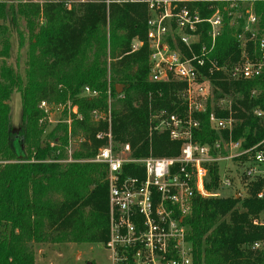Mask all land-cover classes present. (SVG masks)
I'll return each mask as SVG.
<instances>
[{"label":"trees","instance_id":"16d2710c","mask_svg":"<svg viewBox=\"0 0 264 264\" xmlns=\"http://www.w3.org/2000/svg\"><path fill=\"white\" fill-rule=\"evenodd\" d=\"M44 1L43 5L0 3V264H36L38 243L108 241L107 165L58 160L67 158L69 127L72 137L86 140L74 151V159L94 157L107 144V138H97V134L107 132L109 123L95 121L93 111L107 112L110 95L114 143H129L135 158L177 156L181 148V142L172 141L167 132L150 134L154 112L166 109L184 116L187 107L181 95L183 83L149 79L147 5L113 4L108 11L102 4L69 9L63 0ZM211 4L225 5L197 0L193 6L209 17ZM255 11L264 29V1L255 3ZM19 19L25 23L26 36ZM243 22L237 27L226 24L212 53L227 68L207 73L216 103L209 104L205 113L195 114L200 126L194 130V140L201 144L232 139L249 148L264 138V119L255 114L256 109L264 110V72L251 79H234L229 71L242 60L244 51L252 59L259 56L255 42L249 41L244 48L238 38ZM14 27L21 46L26 40L29 44L24 74L5 61ZM137 37L144 44L131 52ZM203 41H208L206 33ZM118 84L124 86L121 93ZM84 86L98 95L83 96ZM14 91L22 97V152L11 120L9 100ZM226 98L232 104L223 109L217 104ZM42 100L70 102L78 109L72 113L71 125L60 122L48 133L53 146L44 140L43 112L38 107ZM213 109L219 117H234L232 131L212 129L209 114ZM67 116L65 109L63 117ZM52 153L57 162L46 161ZM225 165L211 164L210 190L220 185ZM124 176L143 178L144 171L131 163L125 166ZM262 186L261 181L252 182L245 198H239L238 192L230 197H195L192 211L184 219L195 264H264V225L254 223L264 214V200L257 196ZM2 227L8 230L3 232ZM256 243L262 246L255 247Z\"/></svg>","mask_w":264,"mask_h":264},{"label":"built area","instance_id":"2783aa9c","mask_svg":"<svg viewBox=\"0 0 264 264\" xmlns=\"http://www.w3.org/2000/svg\"><path fill=\"white\" fill-rule=\"evenodd\" d=\"M63 1L69 9L80 4H102L108 11L113 4H146L149 79L185 85L181 95L187 107L186 114L181 116L162 109L152 114L150 124V134L167 132L172 141L181 142L177 156L151 154L135 158L129 143L117 151L111 129V109L108 113L93 111L96 121L109 123L107 132L97 134V138H107V144L89 159L90 162L107 165L108 169L109 239L103 243L109 256L108 264H195L194 248L184 224L195 197H230V190L235 189L238 177L242 184L247 183V187L254 181H261L263 186L257 196L264 200V138L249 148H242L240 141L232 139H219L214 145L194 140V130L200 126L195 114L205 113L214 100V86L207 73L227 68L220 66L212 57L226 24L237 27L241 20L244 21L238 38L244 48L249 41L255 42L259 51L256 59L244 51L242 60L230 67L231 76L234 79H251L264 72V29H261L260 17L255 11V3L264 0H205L225 3L223 7L211 4L209 8L213 11L209 17H204L199 8L193 6L197 0ZM4 2L43 1L0 0V3ZM205 33L207 42L203 41ZM143 44V40L135 38L131 52L138 51ZM82 92L90 97L98 95L89 86H84ZM224 101L222 99L217 105L223 109L230 108L232 102L225 106ZM255 114L264 119V110L256 109ZM209 121L218 133L230 132L235 125L234 117H219L214 109L209 114ZM71 137L69 127V139ZM223 162L226 165L220 185L210 190L207 186L211 181L210 166ZM131 163L142 166L143 178L124 176L125 166ZM237 165L240 173H236ZM254 223L264 225V216L255 218ZM261 246L260 243L255 244V247Z\"/></svg>","mask_w":264,"mask_h":264},{"label":"rangeland","instance_id":"374dc122","mask_svg":"<svg viewBox=\"0 0 264 264\" xmlns=\"http://www.w3.org/2000/svg\"><path fill=\"white\" fill-rule=\"evenodd\" d=\"M40 4L43 5L45 3L44 0H42ZM5 3V2H4ZM8 5H18V4H25V3H16V2H10L7 3ZM75 7V6H74ZM20 20V27L22 28V31L24 35H27V31L25 29V23L22 19ZM43 22V21H41ZM12 34H11V49H10V54L9 57L5 59L6 63L14 67L15 69H18L22 74L25 73V68H26V62H27V55L29 51V44L28 41L24 40V45L21 46V41H20V35L19 32L16 30V28H12ZM83 90V89H82ZM120 93L124 90V86L119 89ZM83 96L85 94L81 92ZM111 100V95L109 97ZM43 102L46 103V105H43ZM232 102L231 98H226L224 101L225 106L230 105ZM216 102L213 100V105H215ZM9 104L11 106V120H12V127L14 130V133L16 134V145L18 150H21V128H22V97L21 93L18 91H14L11 95V98L9 100ZM42 112L43 116L40 119V123L42 127H44L45 132H44V140L50 143V145H54L55 142L51 137H49L48 133L53 130L58 123L60 122H66L68 125H71L72 121V113H77L78 109L75 106H72L70 102L67 104H57V103H50L47 100H42L39 103L38 106ZM73 108H76V112H73ZM68 111V116L63 117L64 115V110ZM109 109H111V102L109 103ZM99 111V110H97ZM101 112V111H100ZM109 111H107L108 113ZM94 118V114H93ZM95 120V119H94ZM69 121V122H68ZM96 121V120H95ZM101 122V121H98ZM104 122V121H102ZM86 140L83 137L79 138H74L71 137L69 139V143L66 147L67 151V158L58 160V162H63V163H69V162H74V161H82V162H87L89 159L93 158H83V159H74L73 158V153L74 151L78 150L80 146L85 142ZM25 147L23 146V149ZM115 148L117 151L122 150V144L120 143H115ZM70 149L72 151H70ZM48 162H57L55 158V154H49L47 157ZM7 162V161H5ZM2 163V162H0ZM232 168H234V165H231ZM237 185L235 189H231L230 192L232 194H236V192L241 193V197L245 198L249 195L248 188L246 184H242L241 181H239L237 177ZM229 197V196H228ZM88 209V208H87ZM264 214L262 215V217ZM3 232H5L7 227H2L1 229ZM48 244V249L46 251L47 254V259L45 261V264H108L109 261V256L108 252L105 249L103 243H46ZM264 244V243H263ZM38 244L35 245V250L36 248L38 249ZM42 262L40 261L39 264Z\"/></svg>","mask_w":264,"mask_h":264},{"label":"crops","instance_id":"0c3cea01","mask_svg":"<svg viewBox=\"0 0 264 264\" xmlns=\"http://www.w3.org/2000/svg\"><path fill=\"white\" fill-rule=\"evenodd\" d=\"M38 249L36 248V264H39L41 261V264H45V261L47 259L46 251L48 249V244L46 243H38Z\"/></svg>","mask_w":264,"mask_h":264},{"label":"water","instance_id":"95a60500","mask_svg":"<svg viewBox=\"0 0 264 264\" xmlns=\"http://www.w3.org/2000/svg\"><path fill=\"white\" fill-rule=\"evenodd\" d=\"M121 87H122V85H120V84L117 85V92H118V93H120V90H119V89H120ZM22 149H23V146H22V144H21V150H20V152H22ZM238 197H239V198L241 197V193H239Z\"/></svg>","mask_w":264,"mask_h":264}]
</instances>
